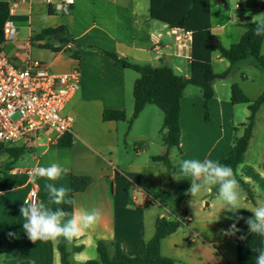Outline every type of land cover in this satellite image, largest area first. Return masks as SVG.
Wrapping results in <instances>:
<instances>
[{"label":"crops","instance_id":"obj_1","mask_svg":"<svg viewBox=\"0 0 264 264\" xmlns=\"http://www.w3.org/2000/svg\"><path fill=\"white\" fill-rule=\"evenodd\" d=\"M9 1L18 0H0ZM140 1L74 0L69 15L57 10L61 0H51V4L35 1L11 9L9 21L15 28L16 37L5 40L4 36V42H0V55L18 68H24L28 61H40L56 74L79 70L81 89L63 110L71 120L70 133L58 141H50L53 133L48 131L26 144L0 148V171L8 163H13L6 174H0V264H62L57 243H33L22 229L24 218L19 209L25 199H31L33 191L38 202L53 209L62 206L48 203L46 183L69 189V198L75 201L72 213L93 208L101 213L98 224L71 242L65 240L70 264L97 259V247L101 241L108 244L110 256L114 259L119 260L124 254L139 255L144 244L154 236L157 219L163 217H185L182 226L164 239L161 246L162 254L177 264H256L258 250L264 249V237L249 234L245 223L253 216L248 209L264 200V147L258 157L253 148L264 104L256 116L244 162L237 169L238 175L249 186L250 193L241 187L246 197L242 207L248 209H241L239 213L222 209L213 189L192 201L187 194L190 181L173 178L178 174L182 159L209 158L221 162L228 156L235 140L244 133L250 110L237 112L238 104L232 103V91L227 94V88L237 84L254 101L264 89L253 100L247 84L255 86L264 70L259 69L251 58L231 65L219 53L212 54L214 72L218 74L215 68L224 66L226 71L230 70L229 76L237 81L220 86L217 82L214 84L209 120L205 117L201 89L187 87L181 101L180 147L168 152L173 167L170 173L163 162L153 160L168 151L159 112L152 108L153 105H147L129 128L128 120L133 114L128 112L127 77H130L129 71L134 70L117 65L99 51L115 53L133 64L167 65L177 75L191 76V33L152 19L150 0L144 4ZM218 1L227 10L226 21H214L211 0L212 33L221 39L223 45L226 38L232 41L231 45L238 43L246 32L244 24L248 22L232 13L225 4L226 0ZM241 2L236 5L239 9L244 8L246 0ZM259 4L264 10V2ZM60 25L66 26L81 44L79 60L64 51L45 48L46 41L34 39L44 29ZM52 44L58 47V42L52 41ZM261 52L264 54V42ZM222 88L226 93H222ZM106 110L125 111L128 120H106ZM138 123L141 127L137 128ZM68 135L72 144L61 146L59 142ZM7 148H23L25 152L14 159ZM53 162L66 169L59 180L37 178L35 183L30 182L32 168ZM73 176L88 177L92 182L87 190L73 195ZM70 218L66 216L65 220ZM234 223L241 231L225 235ZM241 236L245 238L241 239Z\"/></svg>","mask_w":264,"mask_h":264},{"label":"trees","instance_id":"obj_2","mask_svg":"<svg viewBox=\"0 0 264 264\" xmlns=\"http://www.w3.org/2000/svg\"><path fill=\"white\" fill-rule=\"evenodd\" d=\"M225 2V0H220ZM150 17L167 24L170 28H177L192 35V74L189 78L177 75L172 68L167 65L153 67L150 65L133 64L118 57L117 54L99 49L100 53L108 56L117 65L125 69L134 70L139 74V78L134 86V113L128 120L125 111L106 110L104 117L110 121H127L131 128L135 119L142 113L147 105L157 106L164 114L162 130L166 131L164 143L168 151L163 156L153 157L154 161L163 162L171 173L173 167L168 159V152L171 148L180 147V115L182 111L181 101L185 91L189 86L201 89L205 117L209 120V103L214 98V84L217 80L226 79L230 75V70L223 74H216L212 68V54L219 53L220 56L234 65L247 59H254L256 66L264 70V54L262 45L264 35L257 36L254 32L255 25L251 22L244 24L245 34L238 43L226 48L221 39L212 33L211 23V0H150ZM10 18V6L8 2H0V42H4V26ZM37 41H46L45 48L59 52L64 51L72 58L79 60V48L81 44L70 34L68 28L60 25L53 28L44 29L34 38ZM52 41L58 42V47H54ZM72 44V47L69 45ZM92 47V46H91ZM231 100L234 105L247 104L250 110L245 125L244 133L237 138L228 156L221 161L222 164L231 166L237 172L238 167L244 162V157L249 147L256 116L264 104V92L254 101H251L239 85H232ZM61 146L72 144L71 136L60 141ZM3 147V146H2ZM0 147V148H2ZM7 152L14 158H20L25 149L7 148ZM13 163H8L0 174H6ZM240 186L250 193L248 184L238 175L236 176ZM92 180L88 177L73 176L71 181L72 194L84 192L90 186ZM217 192L216 188H213ZM65 211L72 213V205L61 206ZM185 217L167 219L158 218L155 225L154 236L144 244L141 253L131 257L123 255L117 260L110 256L109 246L106 242L98 243V258L88 260L81 264H177L173 259L162 254V241L174 234L183 224ZM58 250L61 255L62 264H70L67 252L66 241L61 238ZM28 264V263H22Z\"/></svg>","mask_w":264,"mask_h":264},{"label":"clouds","instance_id":"obj_3","mask_svg":"<svg viewBox=\"0 0 264 264\" xmlns=\"http://www.w3.org/2000/svg\"><path fill=\"white\" fill-rule=\"evenodd\" d=\"M73 2L74 0H66L68 4ZM56 7L57 10H60L62 6L57 4ZM251 23L255 25L254 32L257 36L264 35V13L253 16ZM65 172L66 169L61 164L53 162L47 166L32 168L29 172V180L35 183L37 178H44L54 182L59 180ZM236 176L237 172L231 166L205 158L203 160H180L178 174L173 178L190 181L187 194L192 197V201L202 193L216 188V201L223 205L222 209L230 213H239L241 209L248 208L242 207V201L246 197ZM45 190L48 193L49 204L72 205L75 203L69 198V189L64 186L57 187L55 183H46ZM248 210L253 213V216L245 221L248 233L264 237V200L259 201L256 206ZM19 211L24 218L22 229L33 243L37 241L60 243L61 238L71 242L84 231L98 224L101 219L100 210L96 208L79 209L69 213L62 207L53 209L44 202H38L35 199H25ZM66 216L71 218L65 220ZM239 219H243V217H239ZM240 231L234 223L225 231V235H235ZM240 238L244 239L245 237L241 236ZM256 264H264V249L258 250Z\"/></svg>","mask_w":264,"mask_h":264},{"label":"built area","instance_id":"obj_4","mask_svg":"<svg viewBox=\"0 0 264 264\" xmlns=\"http://www.w3.org/2000/svg\"><path fill=\"white\" fill-rule=\"evenodd\" d=\"M35 1L52 3L51 0L8 3L11 11L20 4ZM60 5L59 11L63 14L71 13L72 3L61 0ZM4 36L5 40L16 37L15 28L9 20L4 26ZM80 89L79 70L56 74L40 61H28L24 68H18L0 55V147L26 144L48 131L53 133L50 141H58L70 133L71 120L63 114V110ZM31 199L37 200L35 191L31 193Z\"/></svg>","mask_w":264,"mask_h":264},{"label":"rangeland","instance_id":"obj_5","mask_svg":"<svg viewBox=\"0 0 264 264\" xmlns=\"http://www.w3.org/2000/svg\"><path fill=\"white\" fill-rule=\"evenodd\" d=\"M140 2H142L143 4L148 2V0H141ZM264 2V0H246V4L244 6V8H237V4H242L241 0H226L225 4L227 5V8L230 9L232 11L233 14H235L237 16L238 19H241L244 22H251L252 17L261 13H264V10L262 9V6L259 3ZM213 16H214V21L216 23H224L226 21V13L227 10L224 8L223 4L221 2H219L218 0H213ZM225 39V38H224ZM229 38L225 39V47H229L232 43V41L228 40ZM226 67L224 66H220V67H216L215 71L218 74H223L226 72ZM263 75L262 77L258 78L255 86H250L251 84L248 83L247 85L249 86L250 90L249 96L250 98H252L253 100L256 98V96L259 93L263 92L264 89V71H262ZM130 77H127V87H128V99H129V110L128 112L130 114L134 113V86H135V79L139 78V74L136 73L135 71H129ZM224 80V81H222ZM222 80H217L216 82L219 84V86L222 83H234L236 80L235 77H230L228 76L226 79H222ZM252 82V81H251ZM192 89H195L193 87H189ZM232 88H230V86L227 88V94L230 93L232 90ZM222 93H226L224 91V88H222ZM152 108L154 110H156L157 112H159L160 114V118H161V124L163 125L164 122V114L163 112L155 105L152 106ZM247 108H249V106L247 104H238V106H236V110L237 112H239V110L241 109H245L247 110ZM249 110V109H248ZM236 119L239 121L238 116L236 117ZM163 121V122H162ZM141 127V123H138L137 128ZM162 129V127H161ZM159 134V133H158ZM159 137V136H158ZM262 147H264V108L261 111L260 117L258 119V123H257V127H256V140H255V145H254V154L256 157H258V154H260L262 150Z\"/></svg>","mask_w":264,"mask_h":264}]
</instances>
